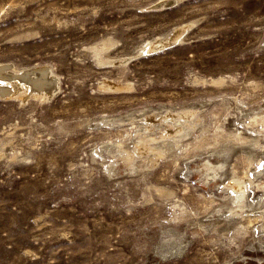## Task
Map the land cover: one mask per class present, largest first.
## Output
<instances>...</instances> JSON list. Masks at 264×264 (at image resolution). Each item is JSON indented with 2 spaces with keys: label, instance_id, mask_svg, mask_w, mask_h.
Returning a JSON list of instances; mask_svg holds the SVG:
<instances>
[{
  "label": "rangeland",
  "instance_id": "obj_1",
  "mask_svg": "<svg viewBox=\"0 0 264 264\" xmlns=\"http://www.w3.org/2000/svg\"><path fill=\"white\" fill-rule=\"evenodd\" d=\"M157 1L0 0V264H264V0Z\"/></svg>",
  "mask_w": 264,
  "mask_h": 264
},
{
  "label": "bare ground",
  "instance_id": "obj_2",
  "mask_svg": "<svg viewBox=\"0 0 264 264\" xmlns=\"http://www.w3.org/2000/svg\"><path fill=\"white\" fill-rule=\"evenodd\" d=\"M172 1H174L175 3L177 2V0H160V1H157L153 7L154 8H157V9L158 8H161L162 9L164 7H167V6H165V4H167L169 2H172ZM183 29L184 28L176 29L173 33H171L168 36H165L164 35L165 37L163 36V38L162 39H159L154 44V46L152 45L151 48H150V50L151 49L163 48L165 45H167V44H169V43H171L173 41H179L180 38H181L180 36H181V34L183 32ZM150 43H152V41ZM5 68H9V67H7V66H0V92L2 93L0 95H6V96H8L9 94H12V93H15L16 94V93H18L19 90H22V88H21L22 85L23 86L25 85L24 86L25 88H28L29 87L31 89H34L37 93H40V94L43 93L44 95L45 94L50 95L51 93H55V91L58 88L56 86V84H54L50 90L48 89L49 88V85L52 83L51 82V79L52 78H49V77H51V75L53 74L51 72V70L48 69L49 67L48 68H37V69H33L32 71H26V72L24 71V73L22 74V76H19V77L18 76H13V75L8 74V73H4ZM12 78H17V80H18V81H15V82H11V85H14V86L16 85L15 84L16 82L19 83L15 87L10 86L9 85L10 83L6 82V81H10V79L12 80ZM19 85H20V87L18 89V86ZM183 112H185L184 115H190L192 113V111H190V110L187 111V112L185 110ZM237 186L236 187L239 188V189L242 188L241 185H239V183L237 184Z\"/></svg>",
  "mask_w": 264,
  "mask_h": 264
},
{
  "label": "water",
  "instance_id": "obj_3",
  "mask_svg": "<svg viewBox=\"0 0 264 264\" xmlns=\"http://www.w3.org/2000/svg\"><path fill=\"white\" fill-rule=\"evenodd\" d=\"M174 3H175L174 1H172V2H169V3L165 4V6L172 5V4H174ZM175 42H176V41H173V42H171V43H169V44L165 45L164 47L171 46V45L175 44Z\"/></svg>",
  "mask_w": 264,
  "mask_h": 264
}]
</instances>
